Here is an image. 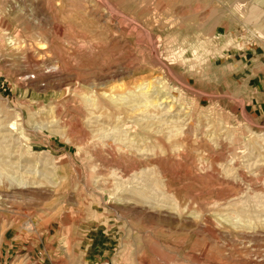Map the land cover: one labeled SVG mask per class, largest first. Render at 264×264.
Segmentation results:
<instances>
[{"label": "rangeland", "instance_id": "rangeland-1", "mask_svg": "<svg viewBox=\"0 0 264 264\" xmlns=\"http://www.w3.org/2000/svg\"><path fill=\"white\" fill-rule=\"evenodd\" d=\"M0 264H264V0H0Z\"/></svg>", "mask_w": 264, "mask_h": 264}]
</instances>
